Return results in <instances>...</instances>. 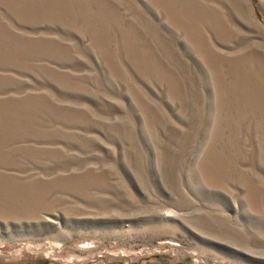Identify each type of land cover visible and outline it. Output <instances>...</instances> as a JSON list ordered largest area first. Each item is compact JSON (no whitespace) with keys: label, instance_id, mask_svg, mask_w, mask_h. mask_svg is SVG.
Wrapping results in <instances>:
<instances>
[{"label":"rangeland","instance_id":"1","mask_svg":"<svg viewBox=\"0 0 264 264\" xmlns=\"http://www.w3.org/2000/svg\"><path fill=\"white\" fill-rule=\"evenodd\" d=\"M0 264H264V0H0Z\"/></svg>","mask_w":264,"mask_h":264}]
</instances>
